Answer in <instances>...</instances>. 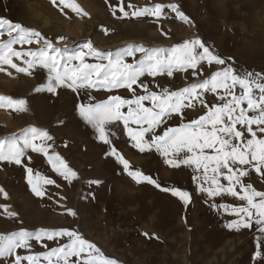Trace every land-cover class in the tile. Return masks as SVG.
Instances as JSON below:
<instances>
[{
    "label": "rangeland",
    "instance_id": "rangeland-1",
    "mask_svg": "<svg viewBox=\"0 0 264 264\" xmlns=\"http://www.w3.org/2000/svg\"><path fill=\"white\" fill-rule=\"evenodd\" d=\"M75 2L87 16H77L63 8L60 0H56V4L52 0H0V18L39 31L64 55L82 48L87 51L84 45L90 41L100 56H88L87 63L106 64L109 55L114 58L137 45L146 49H167L199 38L241 74L251 71L264 75V0ZM129 3L141 8L155 3L175 4L188 20H181L170 8H166L160 18L131 15L122 18L119 8L131 12L127 9ZM3 31L0 40L8 39L6 26ZM59 37L64 39L58 42ZM42 44L40 40L14 47L17 51H26ZM142 56L136 52L134 56H125V61L132 63ZM14 62L25 66L15 58ZM3 67L12 75L0 72V95L26 100L27 111L0 108V139L13 134L19 137L21 130L29 127L46 130L52 136V140L47 141L52 146L49 153H58L77 177L69 183L53 171L42 153L31 150L21 165L0 161V188L7 193V199L0 194V205H7L10 212L17 213L11 217L0 208V234L21 228L75 230L96 244L104 256L119 264H264V232L259 228L229 229L226 225L236 217L212 207L214 203L239 206L244 202L232 196L209 199L197 190L193 181V176L197 175L194 166L172 167L154 147L139 151L122 121L106 126L111 142L105 144L77 111L80 104L103 101L110 95L131 99V92L124 88L74 92L65 87L58 88L55 94L47 90L37 92L35 89L47 82V70L37 68L29 75L7 65ZM221 67L204 63L197 75L188 69L176 71L172 76L145 75L140 80L153 91H160L158 85L176 91L208 78ZM134 87L138 94H144L142 88ZM204 100L208 105L219 103L217 95L211 92L204 94ZM145 104L150 106L148 102ZM206 110L197 104L196 108L184 111L183 120L174 115L157 131L162 134L166 128L188 123ZM130 127L138 126L131 124ZM112 148L129 161V170H139L152 177L160 187L147 181L137 183L111 154ZM26 168L55 181L45 186L44 197H37L31 191ZM168 187L189 192L191 202L185 206L171 192L162 190ZM68 209L75 215L68 214ZM66 242L67 237L32 242L30 252L23 249L18 252L20 255L41 253ZM258 250L262 257H255ZM0 264H7V260L0 258Z\"/></svg>",
    "mask_w": 264,
    "mask_h": 264
},
{
    "label": "snow or ice",
    "instance_id": "snow-or-ice-1",
    "mask_svg": "<svg viewBox=\"0 0 264 264\" xmlns=\"http://www.w3.org/2000/svg\"><path fill=\"white\" fill-rule=\"evenodd\" d=\"M52 2L56 4V0ZM60 4L77 16L88 15L75 0H60ZM166 8H170L181 20H188L175 4L155 3L141 8L129 3L127 9H131V12L124 7H120L119 11L122 18L129 15L160 18L164 16ZM113 14L115 15V9ZM5 26L8 39L0 40V72L12 75L4 65L18 73L29 75L31 70L37 68L47 70V82L38 86L35 89L37 92L47 90L55 94L61 87L74 92L80 89H127L132 93L131 99L110 95L106 100L77 106L80 117L93 127L98 138L109 144L111 141L106 126L122 121L127 135L135 141L134 147L139 151L144 152L154 147L165 157V163L172 167H180L181 164L194 166L197 175L193 176V181L197 184V190L205 193L209 199L232 196L244 202L239 206L212 205L236 217L226 225L227 228L240 230L252 226L254 222L264 232V191L257 190L251 183H245V178L252 170L264 177V75L251 71L241 74L199 38L183 41L167 49H146L137 45L129 47L114 58L109 55L106 57V64L87 63L88 56H100L90 41L84 45L87 51L82 48L78 52L64 55L60 48L54 47L39 31L21 23L0 18V36L4 35ZM105 33L107 34V29ZM63 39L64 37H59L58 42ZM40 40H43V44L35 50L17 51L14 47L16 44H33ZM136 52L142 53V58L127 63L125 56H134ZM14 58L22 61L25 66H19ZM204 63L223 67L208 78L176 91L159 85L160 91H153L140 80L145 75L172 76L176 71L188 69H192L193 75H197ZM134 86L142 88L144 94H138ZM208 92L216 94L219 103L208 105L204 100V94ZM145 102L150 106H146ZM197 104L207 109L203 115L188 123L181 122L178 127L166 128L162 134L157 131L174 115L183 120L184 111L196 108ZM0 108L23 112L27 111V102L22 98L0 95ZM125 108L127 111H124ZM131 124L138 127L134 129L130 127ZM50 140L52 136L46 130L35 127L22 129L19 137L13 134L0 139V161L21 165L29 150L42 153L53 171L71 183L77 173L58 153H49L52 146L47 141ZM111 154L116 156L128 175L137 183L147 181L160 187L152 177L139 170H129V161L115 148L111 149ZM28 159L30 161L31 157ZM26 172L27 182L37 197L46 195V185L55 184L53 179L34 172L32 168H26ZM222 180L227 183H222ZM162 190L171 192L185 206L191 202L187 191L177 187ZM0 194L7 199L3 188H0ZM0 208L11 217L17 215L10 212L7 205H0ZM67 211L68 214L75 215L71 209ZM61 237H67V242L45 252L26 255L18 252L21 249L30 252L32 242L42 243L44 240ZM255 257H262V252L258 250ZM0 258L6 259L7 264H119L115 259L104 256L100 248L82 234L69 229L29 231L21 228L17 232L0 234Z\"/></svg>",
    "mask_w": 264,
    "mask_h": 264
},
{
    "label": "crops",
    "instance_id": "crops-1",
    "mask_svg": "<svg viewBox=\"0 0 264 264\" xmlns=\"http://www.w3.org/2000/svg\"><path fill=\"white\" fill-rule=\"evenodd\" d=\"M245 183H251L257 190L264 191V177L258 175L254 170L250 171V175L247 178H245ZM248 228H259V226H257L253 222L252 226Z\"/></svg>",
    "mask_w": 264,
    "mask_h": 264
}]
</instances>
